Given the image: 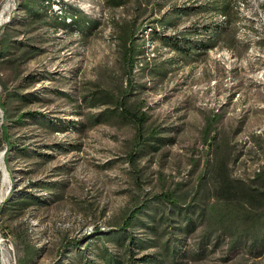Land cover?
<instances>
[{
	"label": "rangeland",
	"instance_id": "374dc122",
	"mask_svg": "<svg viewBox=\"0 0 264 264\" xmlns=\"http://www.w3.org/2000/svg\"><path fill=\"white\" fill-rule=\"evenodd\" d=\"M216 1L0 0V127L18 147L6 158L0 129V264H264L249 240L210 231L221 182L264 192V0H229V18ZM210 23L223 26L211 49L157 37L190 30L199 45ZM132 35L125 105L149 137L130 157L135 128L116 100Z\"/></svg>",
	"mask_w": 264,
	"mask_h": 264
},
{
	"label": "trees",
	"instance_id": "16d2710c",
	"mask_svg": "<svg viewBox=\"0 0 264 264\" xmlns=\"http://www.w3.org/2000/svg\"><path fill=\"white\" fill-rule=\"evenodd\" d=\"M124 0H110V3L114 6H119L123 4ZM217 3L210 4V10L220 13L224 17L230 16V12L232 10V6L229 0H217ZM50 3V0H48ZM31 2H23L22 5L25 9V12L28 16H33L36 14L34 5H30ZM195 9H202L203 7L197 5L194 7ZM209 8V7H208ZM207 8V9H208ZM40 14V13H39ZM41 15V14H40ZM75 16L73 21L77 26L82 22H86L89 24L88 20L80 17L77 18L78 15L75 13L71 14ZM58 22V20H56ZM61 24L66 25L65 21H62ZM206 31L209 32L208 39L201 44H195L189 38V35L192 32L185 31L179 35H164L157 36L160 38L164 44L169 46L172 50L178 53L190 54L194 46H201L203 48H213L216 46L218 39L222 35L223 26L221 23H210V25L205 26ZM196 32L197 29H196ZM195 32V33H196ZM2 52V45L0 41V56ZM138 51L136 50V45L134 42V35L128 38L127 42L124 45L123 53H122V61L125 66V75H126V89L121 94V96L116 100L117 109H119V113L125 119L131 121L135 128V139L133 144V149L130 154V157L135 156L138 148L145 144L148 140V137L144 134V122L146 121V116L144 113L137 114L136 112L131 111L125 105V98L132 93L134 88V65L135 59ZM0 109L5 113V101L4 97L0 95ZM36 115V111H24L20 113L17 118L20 120L24 116L33 117ZM5 120V117H4ZM46 122L51 123V120H47ZM1 137L7 146V150L5 153V157L9 155L8 152L17 148V145L10 139V135L8 132V126L3 121L1 124ZM26 147H22V150H25ZM251 188H253L251 190ZM220 192L224 194L222 197L223 208L218 215L215 217H210V231L212 229H219L221 231H229L232 236L231 245L235 246L240 244L241 242L249 240L251 246L255 250V254H260L264 249H258V246H262L264 248V192L262 191H254V187H249L246 189L245 186H242L238 183H228L221 182L219 187ZM157 197H161L168 203L175 205V200L171 195L168 194H159ZM9 199V196L5 199ZM24 202V201H23ZM145 206L142 203L137 210H141ZM137 211H131L126 218L123 220L121 225V230H125L129 227L133 220L136 218ZM185 222V225L191 224V216L188 213H182ZM148 261L150 259H147Z\"/></svg>",
	"mask_w": 264,
	"mask_h": 264
},
{
	"label": "bare ground",
	"instance_id": "6f19581e",
	"mask_svg": "<svg viewBox=\"0 0 264 264\" xmlns=\"http://www.w3.org/2000/svg\"><path fill=\"white\" fill-rule=\"evenodd\" d=\"M6 180V178H5V176L3 177V181H5Z\"/></svg>",
	"mask_w": 264,
	"mask_h": 264
}]
</instances>
